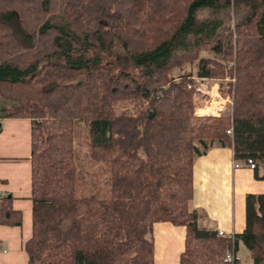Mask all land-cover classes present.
Returning a JSON list of instances; mask_svg holds the SVG:
<instances>
[{
    "label": "trees",
    "instance_id": "trees-1",
    "mask_svg": "<svg viewBox=\"0 0 264 264\" xmlns=\"http://www.w3.org/2000/svg\"><path fill=\"white\" fill-rule=\"evenodd\" d=\"M225 77L228 112L196 115L194 80ZM5 118L29 120L27 264H154L156 221L184 225L178 264H239L237 239L264 264V192L232 239L187 209L196 143L264 178V0H0ZM20 222L1 194L0 224Z\"/></svg>",
    "mask_w": 264,
    "mask_h": 264
},
{
    "label": "crops",
    "instance_id": "crops-1",
    "mask_svg": "<svg viewBox=\"0 0 264 264\" xmlns=\"http://www.w3.org/2000/svg\"><path fill=\"white\" fill-rule=\"evenodd\" d=\"M199 80L215 82L205 78ZM226 98L228 99V93L222 98V102L226 103ZM194 113L223 114H208L199 104L194 107ZM196 145L202 153L192 160V196L187 201V209L198 212V223L201 226L221 229L233 235L241 232L245 224L244 195L247 192H264V178L255 177L254 170L242 162L238 161V166H234L235 160L229 147L219 146L214 141ZM28 158L29 120H1L0 195H11V205L21 212V222L14 225L0 224V264H27L23 243L31 231ZM145 237L153 242L154 264H178V255L183 247V224L156 221ZM235 247L239 264H252L249 251L240 239H237Z\"/></svg>",
    "mask_w": 264,
    "mask_h": 264
},
{
    "label": "rangeland",
    "instance_id": "rangeland-1",
    "mask_svg": "<svg viewBox=\"0 0 264 264\" xmlns=\"http://www.w3.org/2000/svg\"><path fill=\"white\" fill-rule=\"evenodd\" d=\"M232 1V0H230ZM226 15V14H225ZM227 15L230 17L229 18V24H231L234 20V12L233 9L229 11L227 10ZM228 77H225L223 80L218 81V80H214L215 82H211V81H207V80H202L200 81L199 79H195V88L196 90V94L194 96V106L196 107L197 104H199V107H202L203 109L206 110V112L209 114L211 113H224V112H228V102L230 104V97L228 95V99L226 98V103L222 102V98H225L227 95V81H228ZM226 104V105H225ZM217 108H221V110H218ZM198 112V111H197ZM75 130L77 132V138H82L83 135L86 133L87 129L85 126H83L80 123H76L75 124ZM208 142V141H206ZM76 148V146H75ZM80 166H81V170L84 167H87V164H84V162L79 161ZM104 177L105 174H101V178L99 180V192L103 193L104 188H106V185L104 184ZM85 180L87 183V187H90L89 185V174L86 173L85 175ZM98 185V186H99Z\"/></svg>",
    "mask_w": 264,
    "mask_h": 264
},
{
    "label": "built area",
    "instance_id": "built-area-1",
    "mask_svg": "<svg viewBox=\"0 0 264 264\" xmlns=\"http://www.w3.org/2000/svg\"><path fill=\"white\" fill-rule=\"evenodd\" d=\"M225 132H226L227 135H230L231 134V129L229 128ZM242 163L244 165H246L250 169L254 168V162H253V160L251 158L245 159ZM234 166H238V163L234 162ZM216 231H217V234H219V235H224L226 237H229L230 239L233 238V234L232 233H225L221 229H216ZM233 258L237 259V255L235 254V251L233 250V247L226 248L225 251H224V254H223L222 261L223 262L224 261H230Z\"/></svg>",
    "mask_w": 264,
    "mask_h": 264
}]
</instances>
